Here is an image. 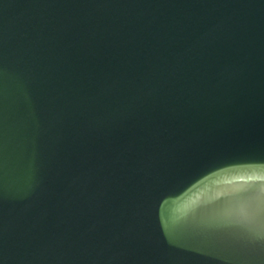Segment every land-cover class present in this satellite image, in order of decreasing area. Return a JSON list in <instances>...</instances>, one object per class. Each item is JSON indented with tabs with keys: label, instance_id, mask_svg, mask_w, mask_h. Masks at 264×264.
<instances>
[{
	"label": "water",
	"instance_id": "95a60500",
	"mask_svg": "<svg viewBox=\"0 0 264 264\" xmlns=\"http://www.w3.org/2000/svg\"><path fill=\"white\" fill-rule=\"evenodd\" d=\"M0 264H264V0H0Z\"/></svg>",
	"mask_w": 264,
	"mask_h": 264
}]
</instances>
